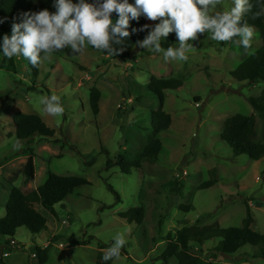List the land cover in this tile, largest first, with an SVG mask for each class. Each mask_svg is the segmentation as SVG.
<instances>
[{
  "label": "rangeland",
  "instance_id": "obj_1",
  "mask_svg": "<svg viewBox=\"0 0 264 264\" xmlns=\"http://www.w3.org/2000/svg\"><path fill=\"white\" fill-rule=\"evenodd\" d=\"M232 6L233 0H223L213 12ZM146 20L150 28L159 23ZM252 30L247 51L198 33L185 62H166L162 52L138 44L126 63L87 45L79 54L68 48L56 51L37 67L23 57L0 56V219L6 216L14 187L37 190L50 173L90 183L56 205L55 214L36 205L47 219L48 228L40 234L20 228L13 238L0 235V264H41L34 256L37 247L48 248L44 264H96L117 232L125 233L128 244L121 250L128 255L113 264H167L168 259L160 258L169 234L185 225L242 227L248 207L252 229L264 235V158L236 156L221 137L229 118L254 116L257 142L264 143V121L249 103L262 95L264 82L250 86L231 76L264 47L261 33ZM5 34H0V45ZM152 79L183 83L177 90L164 91L163 110L172 117V125L157 136L163 150L155 162L142 160L140 171L124 174L119 167L108 168V161L120 155L128 161L139 159L155 137L152 113L161 109V101L150 89ZM95 88L101 93L97 117L91 108ZM51 95L60 97L64 112L59 116L48 115L40 102ZM16 113L41 117L55 131L54 141L40 136L19 141L13 124ZM30 156L36 177L24 183L22 172ZM212 179L215 185L201 187ZM139 207L145 210L142 223L121 217ZM11 240L17 247L9 245ZM216 243L207 242L202 249L207 253ZM257 251L246 246L234 256H219L213 264H264L254 257Z\"/></svg>",
  "mask_w": 264,
  "mask_h": 264
},
{
  "label": "trees",
  "instance_id": "obj_2",
  "mask_svg": "<svg viewBox=\"0 0 264 264\" xmlns=\"http://www.w3.org/2000/svg\"><path fill=\"white\" fill-rule=\"evenodd\" d=\"M89 2L93 3L94 0H89ZM129 2L134 3V0H129ZM248 7L249 10L242 19V23L258 30L264 39V0H249ZM45 9L50 13L55 12L54 0H0V19L5 21L0 24V34L11 35L12 24L20 22L21 13L39 12ZM111 18L115 22L118 16L113 12ZM144 25H148V23L143 16L140 18L139 23L130 21L128 30L131 35L125 38L124 51L117 57L111 56L112 60L126 63L131 58L137 46V41L146 38L151 28L135 33L132 32V29H139ZM160 43L164 49L169 46L176 48L175 33H170ZM231 76L236 81L247 83L250 86L264 82V47L241 63L236 70L231 72ZM182 85V81L179 80L152 79L150 89L157 92L161 101V109L152 113V127L155 137L146 146L139 159L128 161L120 155L114 162L112 160L108 161V168L119 167L122 173L130 174L133 169L142 170V160L153 162L158 160L163 150V143L157 136L163 131H167L172 125V117L163 110L164 91L177 90ZM100 101L101 93L95 88L91 92V108L96 117L100 114ZM249 103L254 112L264 121V91L259 98L249 99ZM13 124L16 128L15 136L19 141H28L35 136L43 137L46 141H54L55 131L50 129L43 119L37 115L16 113L13 117ZM221 137L233 149L236 156L246 155L253 161H260L264 158V143L257 142L258 132L254 116L235 115L229 118L225 122ZM22 173L25 179L24 183L35 180L36 167L33 156L28 157ZM215 184L216 180L212 179L201 187L203 189L209 188ZM88 185H90L89 181L82 177H62L50 173L46 184L37 190L22 192L17 187L12 188L6 206V216L0 219V235L13 238L20 228H25L33 235L40 234L48 228L47 219L36 209V205H40L45 210L55 214L54 207L56 205L73 195L77 189ZM116 196L117 203H120V197L118 194ZM182 209L190 210L191 207L182 206ZM144 216L145 210L143 207L132 208L121 214L122 218L130 221L138 220L141 223ZM253 222L248 207V214L242 227L222 228L220 225L214 224L201 228L199 225H185L176 234L167 236L169 245L160 259H168L167 264L171 261L177 264H206L205 259L208 258L209 262L207 264H213L219 256L231 257L244 247L252 246L258 248L254 257L264 260V235L252 229ZM58 239L56 237L55 241ZM211 241H218V243L205 253L202 248L207 242ZM12 242L15 241L11 240L9 245L17 247ZM105 247L107 246L103 245L101 249L104 250ZM47 250L48 248H36L35 254L40 259L41 264L47 262ZM103 254L101 253L100 261L96 264H105L102 260ZM123 255H128L126 249L121 250L120 257ZM114 260L115 258L108 261L107 264H113Z\"/></svg>",
  "mask_w": 264,
  "mask_h": 264
},
{
  "label": "clouds",
  "instance_id": "obj_3",
  "mask_svg": "<svg viewBox=\"0 0 264 264\" xmlns=\"http://www.w3.org/2000/svg\"><path fill=\"white\" fill-rule=\"evenodd\" d=\"M223 0H54L55 12L47 9L39 12L21 13L20 22L12 24L11 36L5 34L0 45V56L12 59L23 57L37 67L54 52L68 48L73 54L81 53L86 45L106 55L117 57L124 51L130 21L139 23L143 16L159 23L148 32L146 38L137 41L140 48L154 53H163L164 60L185 62L187 53L194 47L190 41L198 33L207 32L216 42H232L251 49L253 30L242 23V16L249 10L248 0H233L228 11H215ZM115 12L118 19L113 22ZM0 19V24L4 23ZM149 25L132 32L145 31ZM175 33L179 47H161V39ZM251 54V53H249ZM44 111L51 116L64 112L60 97L51 95L41 101ZM19 147V145H14ZM128 244L124 232L112 237V244L102 260L119 259L121 249Z\"/></svg>",
  "mask_w": 264,
  "mask_h": 264
},
{
  "label": "built area",
  "instance_id": "obj_4",
  "mask_svg": "<svg viewBox=\"0 0 264 264\" xmlns=\"http://www.w3.org/2000/svg\"><path fill=\"white\" fill-rule=\"evenodd\" d=\"M12 244H13L14 246H16L15 242H12ZM5 256H8V254H6ZM34 256L37 257L36 254H35Z\"/></svg>",
  "mask_w": 264,
  "mask_h": 264
}]
</instances>
